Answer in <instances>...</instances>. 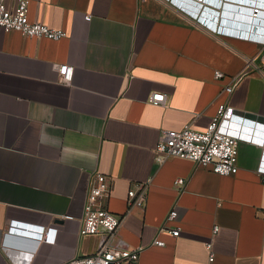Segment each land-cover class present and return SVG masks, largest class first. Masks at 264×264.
Segmentation results:
<instances>
[{
  "label": "crops",
  "instance_id": "crops-1",
  "mask_svg": "<svg viewBox=\"0 0 264 264\" xmlns=\"http://www.w3.org/2000/svg\"><path fill=\"white\" fill-rule=\"evenodd\" d=\"M5 2L13 8L16 0ZM225 3L253 7L240 0H29V21L66 36L0 31V264H61L93 253L98 238L79 230L98 173L110 181L107 209L123 217L121 237L144 246L138 264H264V45L191 14L264 35V7L258 26L240 27L222 16ZM64 63L73 67L70 84L56 70ZM247 63L235 89L223 91ZM215 70L224 76L216 79ZM153 91L166 95L163 105L148 101ZM221 103L233 108L221 129L239 141L235 174L173 156L156 161L161 131L203 130ZM146 182L144 207L130 206L128 190ZM172 207L178 219L165 222ZM11 220L54 228L55 237L8 236ZM163 225L179 226V235Z\"/></svg>",
  "mask_w": 264,
  "mask_h": 264
},
{
  "label": "built area",
  "instance_id": "built-area-1",
  "mask_svg": "<svg viewBox=\"0 0 264 264\" xmlns=\"http://www.w3.org/2000/svg\"><path fill=\"white\" fill-rule=\"evenodd\" d=\"M202 1V0H201ZM29 0H16L13 8L6 6L5 0H0V31H18L25 37L46 38L59 40L66 36L62 29L51 28L46 24L31 22L28 19L27 7ZM198 3V2H197ZM214 4H217L216 2ZM193 14L197 20L207 23L215 31L234 35L243 39L252 40L264 45V35L252 34L249 32L230 31L220 29L219 26L209 22V19ZM86 21L91 19V15L84 16ZM214 20L217 18L213 17ZM242 73L230 77L229 82L223 86V91L231 93L240 82L242 76L248 71V63ZM57 73L64 84H70L72 81L73 67L66 63L56 65ZM224 74L214 71V77L220 79ZM166 95L162 92L153 91L148 101L153 105H163ZM233 108L227 103H221L216 113L212 116L203 130L193 129L190 124H185L180 130L174 131L165 129L161 131L159 140L155 146L156 161L161 163L168 157H179L189 159L196 165L203 167L209 166L210 169L218 175H233L237 172V156L239 141L236 137L225 133L221 129L224 120L229 119L232 115ZM264 148V142H263ZM264 182V174L261 175ZM109 179L103 174H96L91 185L89 186L83 205L82 223L79 230L81 235H92L98 238L96 250L80 257H73L61 264H138L139 255L144 246H131L123 240L119 233V228L123 217L117 216L110 212L106 206V200L109 193ZM183 178H177L174 184L181 188L184 185ZM148 183H139L135 188L127 192V199L130 206L144 207L147 197ZM66 219L72 218L66 216ZM178 211L176 207L169 209L165 215V222L176 221ZM160 229H166L173 236H178L180 227L175 226L166 228L164 225ZM54 228L46 229L45 226L30 225L16 220H11L7 225L6 235L15 233L53 240L55 237ZM218 231V226H213V233ZM4 244H6L4 242ZM153 245L164 246V241L154 239ZM210 250V244L206 245ZM213 254L209 252V261H212Z\"/></svg>",
  "mask_w": 264,
  "mask_h": 264
},
{
  "label": "water",
  "instance_id": "water-1",
  "mask_svg": "<svg viewBox=\"0 0 264 264\" xmlns=\"http://www.w3.org/2000/svg\"><path fill=\"white\" fill-rule=\"evenodd\" d=\"M201 1V0H200ZM244 2H252L253 7H250L248 9H244L239 5L236 4H224L222 16L227 21H233L232 23H228V25L233 26H245V25H253L258 26L260 24L258 21H260V15L262 12V7H264V0H240ZM254 14V16H252ZM22 236L15 234V240L16 241H22Z\"/></svg>",
  "mask_w": 264,
  "mask_h": 264
},
{
  "label": "bare ground",
  "instance_id": "bare-ground-1",
  "mask_svg": "<svg viewBox=\"0 0 264 264\" xmlns=\"http://www.w3.org/2000/svg\"><path fill=\"white\" fill-rule=\"evenodd\" d=\"M223 30H228V29H223ZM230 31H234V30H231V29H230ZM236 32H237V31H236Z\"/></svg>",
  "mask_w": 264,
  "mask_h": 264
}]
</instances>
